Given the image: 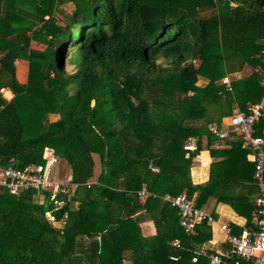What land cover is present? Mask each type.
Instances as JSON below:
<instances>
[{"label": "trees", "instance_id": "1", "mask_svg": "<svg viewBox=\"0 0 264 264\" xmlns=\"http://www.w3.org/2000/svg\"><path fill=\"white\" fill-rule=\"evenodd\" d=\"M263 58L264 0H0V88L14 92H0V166L40 163L49 147L71 183L54 222L49 191L0 190V264H210V223L185 232L166 194L228 203L245 218L229 232L255 229L258 186L239 138L209 149L221 158L202 184L189 173L201 146L183 143L209 142L206 123L262 97ZM23 114L41 131L24 136Z\"/></svg>", "mask_w": 264, "mask_h": 264}, {"label": "built area", "instance_id": "2", "mask_svg": "<svg viewBox=\"0 0 264 264\" xmlns=\"http://www.w3.org/2000/svg\"><path fill=\"white\" fill-rule=\"evenodd\" d=\"M264 64V58L262 60ZM221 82L227 90H231L228 76H224ZM259 84L264 89V69L263 76ZM0 92L6 98L11 99L14 92L10 87H1ZM264 91L262 97L252 103H247L246 110L238 109L234 114L225 117L223 122H208L206 129L209 134L216 139H226L231 134H237L240 138L241 147L246 150L253 162V175L258 186V194L255 199V206L258 218L255 221V229L243 228L238 234H231L227 228L225 240L229 249L213 252L210 255V264H264ZM198 136H189L183 143V149L192 152L196 149ZM58 165V166H57ZM59 159L52 148L46 147L42 153V162L27 163L22 167L13 164L0 166V190L15 195L29 189L37 191H49L48 200L54 202L52 210L46 212L49 220H55L54 210L59 209L63 200L59 193H68L69 178L59 176ZM93 181L86 182L89 186ZM141 198L149 194L145 184H142L138 192ZM163 199L170 202L178 210L179 223L185 232H190L194 226L204 220L211 223L212 215L201 207L194 205L193 200L186 193H179L174 196L168 194ZM177 245V240L171 241ZM206 248H201V253H205ZM170 259L176 260L175 256ZM196 261V256L192 257Z\"/></svg>", "mask_w": 264, "mask_h": 264}, {"label": "crops", "instance_id": "3", "mask_svg": "<svg viewBox=\"0 0 264 264\" xmlns=\"http://www.w3.org/2000/svg\"><path fill=\"white\" fill-rule=\"evenodd\" d=\"M256 102V101H255ZM18 113H19V108ZM234 114V113H233ZM24 118L26 119L25 115L23 114ZM230 116V115H229ZM21 117V116H20ZM228 117V116H225ZM223 117L218 123H225L223 122ZM55 119V118H54ZM22 121V130L24 136L33 135L41 130L35 129V125L32 124L29 120L26 119L27 123L25 124V120ZM199 137V136H198ZM233 137L239 138L237 134H231L228 138L220 140L213 137L209 142H207L205 136L199 137V145L201 146L198 154H196L190 165L189 173L190 179L193 184H202L208 181L210 177V166L213 160L220 159L221 157H213L210 154V148L213 149H224L230 147L231 139ZM240 140V138H239ZM241 143V141H240ZM208 144V146H207ZM246 151V150H245ZM246 161H249L253 164L251 160L250 154L246 151L245 155ZM238 161V159H237ZM10 165V164H9ZM14 165V164H13ZM234 170L236 167L234 166ZM217 174L216 168L214 171ZM254 176V175H253ZM193 200V199H192ZM201 208L208 211L212 217L213 221L210 223L211 226V237L207 241H205L201 246L203 248L209 249L210 251H222L227 246V241L225 240L226 237V230L223 229V226L230 231L232 227H243L245 224V218L239 216L237 213L234 212L230 204L224 202H217L214 199H209L205 203L202 204ZM141 234L143 236H151L155 233V228L152 221H144L140 224ZM231 233V232H230ZM233 234V233H231ZM174 240V239H173ZM172 241V240H171ZM170 241V243H171Z\"/></svg>", "mask_w": 264, "mask_h": 264}, {"label": "rangeland", "instance_id": "4", "mask_svg": "<svg viewBox=\"0 0 264 264\" xmlns=\"http://www.w3.org/2000/svg\"><path fill=\"white\" fill-rule=\"evenodd\" d=\"M63 8L65 11L69 10L67 6H64ZM57 24H62V16L60 14H57L56 19L52 22V29H55ZM38 47H40V46H38ZM16 64H17V76H18L20 81H24L26 79V62L23 60H21V61L18 60ZM245 72H247V70H245L243 73H245ZM199 83H201V80L199 81ZM5 95L7 96V94H5ZM55 117L56 116L53 114L47 115V118L49 120H53ZM37 127L38 126H36L35 129H38Z\"/></svg>", "mask_w": 264, "mask_h": 264}]
</instances>
